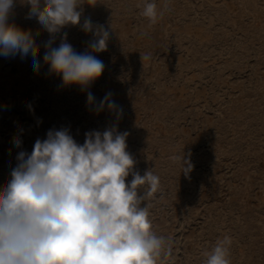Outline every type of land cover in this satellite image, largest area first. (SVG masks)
<instances>
[{
  "label": "rangeland",
  "instance_id": "rangeland-1",
  "mask_svg": "<svg viewBox=\"0 0 264 264\" xmlns=\"http://www.w3.org/2000/svg\"><path fill=\"white\" fill-rule=\"evenodd\" d=\"M91 2L82 5L80 25L61 29L52 44L66 33L76 52L87 50V19L109 30L107 49L94 53L105 69L82 89L48 72L49 33L16 0L9 23L39 32L41 67L34 71L30 55L0 56V190L17 153H30L48 130L67 128L83 144L86 132L115 126L129 134L133 171L160 178L141 204L150 205L152 229L171 247L158 264H203L225 236L231 264H264V0H167L155 24L141 14L143 0ZM89 91L97 101L111 92L122 115L97 112Z\"/></svg>",
  "mask_w": 264,
  "mask_h": 264
},
{
  "label": "clouds",
  "instance_id": "clouds-1",
  "mask_svg": "<svg viewBox=\"0 0 264 264\" xmlns=\"http://www.w3.org/2000/svg\"><path fill=\"white\" fill-rule=\"evenodd\" d=\"M15 3L0 0V56L30 55L38 72L39 32L34 35L9 23ZM25 3L30 5L26 18H35L49 33L43 55L48 72L59 76L64 86L82 89L99 79L105 65L94 53L105 51L110 38L103 25L84 21L83 31L93 35L84 52L74 50L66 33L52 46L61 29L80 25L82 5H93L91 0ZM166 10L167 0L160 10L155 0H143L141 14L155 24ZM111 97L109 92L97 101L89 91L87 103L97 112L107 107L119 117L123 109ZM128 135L113 126L86 132L79 144L67 128L50 129L46 138L34 141L30 153H17L19 163L0 190V264H158L162 254H171L169 241L152 229L150 205L141 206L158 192L160 178L151 170L143 175L133 171L136 161L127 150ZM13 144L21 146L19 136L13 137ZM182 162L187 173L191 164L184 158ZM231 243L228 236L217 240L204 253L203 264H231Z\"/></svg>",
  "mask_w": 264,
  "mask_h": 264
}]
</instances>
